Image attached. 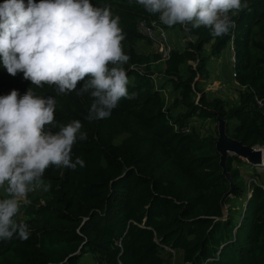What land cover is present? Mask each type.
<instances>
[{
  "label": "trees",
  "instance_id": "1",
  "mask_svg": "<svg viewBox=\"0 0 264 264\" xmlns=\"http://www.w3.org/2000/svg\"><path fill=\"white\" fill-rule=\"evenodd\" d=\"M246 2L248 7L232 16L235 28L222 37L203 26L190 33L183 26L190 39L162 61L156 52L138 50L140 42L151 45L139 33L140 22L167 31L158 14L136 0H90L93 6H109L120 18L126 34L122 49L129 56L123 67L128 92L135 93L122 98L106 119H85L89 93L57 95L55 85L37 87L23 73L9 75L0 60V96L13 89L22 96L31 88L55 97L57 125L80 120L87 133L72 151L85 167L45 171L50 190L30 194L31 202L16 217L31 234L27 240L0 241V264H81L84 257L91 264H172V253L180 255L178 264H264V178L251 181L246 192L233 166L241 161L228 157L234 190L225 200L224 217L220 200L229 182L219 167L216 137L201 135L192 123L215 122L219 115L230 138L264 147V0ZM230 49L238 86L234 106L198 82L207 77L209 61H220ZM157 65L162 66L159 74ZM156 74L163 78L160 85ZM166 89L169 100L162 95ZM242 197L246 204L240 210L229 205Z\"/></svg>",
  "mask_w": 264,
  "mask_h": 264
},
{
  "label": "clouds",
  "instance_id": "2",
  "mask_svg": "<svg viewBox=\"0 0 264 264\" xmlns=\"http://www.w3.org/2000/svg\"><path fill=\"white\" fill-rule=\"evenodd\" d=\"M136 3L158 14L165 26L180 24L189 33L203 26L213 37L227 35L236 26L232 16L248 7L246 0ZM119 25L109 6H93L90 0H4L0 60L9 75L23 73L37 87L55 85L57 95L89 93L92 103L85 119H106L122 98L135 95L128 92L123 65L129 56L122 49L126 34ZM80 81L84 83L77 90ZM55 110V97L37 95L31 88L22 96L16 89L0 96V188L5 194L0 199V241L29 238V225L16 217L31 202L30 194L50 190L44 181L50 166L73 171L85 167L81 157L72 155L75 143L87 139L82 122L57 125Z\"/></svg>",
  "mask_w": 264,
  "mask_h": 264
},
{
  "label": "rangeland",
  "instance_id": "3",
  "mask_svg": "<svg viewBox=\"0 0 264 264\" xmlns=\"http://www.w3.org/2000/svg\"><path fill=\"white\" fill-rule=\"evenodd\" d=\"M182 25L177 24L174 25L172 27H166L167 28V36H168V42L170 47L176 50H182L185 46V42L186 40H189L190 38H186L185 35H183L181 29H182ZM164 28V27H163ZM165 29V28H164ZM156 45L155 44H151L146 45L144 42H140L138 44V50H140L141 52L144 53H155L156 52ZM231 52L230 50H226L223 54V58L221 59L220 62L217 61H209L210 64H208L207 68H208V75L207 77H202L199 79L200 81L199 84H201L200 88H204L206 91H209L212 93V95H215L217 97H220L222 99H224L225 101H227L230 105L234 106L236 104H234L236 102V98H237V92H238V86L236 85V83L234 82L233 78H232V65H231ZM192 67L196 66V63L190 62L189 63ZM156 73L159 74V72L162 70V66L157 65L156 66ZM159 70V71H158ZM156 74V78L157 79V84L160 85V83L162 84L163 82V78H161V75ZM164 98L169 100V92H167V89L164 90V93L162 94ZM192 123L195 125V127L197 128L198 132L203 135V136H207V135H214L216 138V133H217V129H216V123L212 120H208V121H199L197 119H194L192 121ZM241 162H239L238 165L233 164L234 167H238L240 170V173L242 175L243 178V189L247 192L249 183L251 181H254L257 183H259V181L264 178V175H262L260 173V170H255L253 172V168L251 166L248 165V163H246L244 160L239 159ZM4 191L2 188H0V199L4 198ZM250 194L247 193V197ZM245 205L246 201H244V197H242L241 199L237 200L236 203L234 201H232L231 203H229V205H235V208H238L240 210L241 205ZM230 205V206H231ZM237 209V211H239ZM239 218L241 219V215L239 216ZM173 254V259H172V264H178L180 262V255L177 254ZM164 256L166 257V255L164 254ZM81 264H91V260L89 257H84Z\"/></svg>",
  "mask_w": 264,
  "mask_h": 264
},
{
  "label": "water",
  "instance_id": "4",
  "mask_svg": "<svg viewBox=\"0 0 264 264\" xmlns=\"http://www.w3.org/2000/svg\"><path fill=\"white\" fill-rule=\"evenodd\" d=\"M216 129L217 138L215 140V151L219 156V167L222 170V175L229 182V190L223 194L220 200V206L224 217L227 214V206L225 200L231 197L234 190V183L227 170V159L230 156H234L238 159L244 160L248 165H259L261 163L262 152L249 146H244L241 142H238L230 138L226 133V122L219 116H216Z\"/></svg>",
  "mask_w": 264,
  "mask_h": 264
},
{
  "label": "built area",
  "instance_id": "5",
  "mask_svg": "<svg viewBox=\"0 0 264 264\" xmlns=\"http://www.w3.org/2000/svg\"><path fill=\"white\" fill-rule=\"evenodd\" d=\"M161 24V23H160ZM139 33L149 40L151 44H155L156 47V53L161 56V60L164 61L169 57V54L172 50V48L169 45L168 42V36L165 29L162 28V25L151 23L150 25H147L144 21L140 22L138 25ZM232 51V49H230ZM231 65L233 67L234 65V56L231 54ZM234 76V74H232ZM257 106L261 107V101H257ZM254 149L260 150L262 152V158L261 163L259 165H255V170H260V173L264 174V147H253ZM264 189V187H263Z\"/></svg>",
  "mask_w": 264,
  "mask_h": 264
},
{
  "label": "crops",
  "instance_id": "6",
  "mask_svg": "<svg viewBox=\"0 0 264 264\" xmlns=\"http://www.w3.org/2000/svg\"><path fill=\"white\" fill-rule=\"evenodd\" d=\"M221 61V60H220ZM220 61H217V62H220Z\"/></svg>",
  "mask_w": 264,
  "mask_h": 264
}]
</instances>
